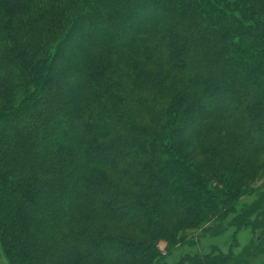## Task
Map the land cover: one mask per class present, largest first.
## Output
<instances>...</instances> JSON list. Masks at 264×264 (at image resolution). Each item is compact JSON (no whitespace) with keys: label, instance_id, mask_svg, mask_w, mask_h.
Segmentation results:
<instances>
[{"label":"trees","instance_id":"trees-1","mask_svg":"<svg viewBox=\"0 0 264 264\" xmlns=\"http://www.w3.org/2000/svg\"><path fill=\"white\" fill-rule=\"evenodd\" d=\"M76 30L83 45L69 44ZM258 128L264 0H0L10 264H166L159 242L173 247L245 192Z\"/></svg>","mask_w":264,"mask_h":264},{"label":"rangeland","instance_id":"rangeland-1","mask_svg":"<svg viewBox=\"0 0 264 264\" xmlns=\"http://www.w3.org/2000/svg\"><path fill=\"white\" fill-rule=\"evenodd\" d=\"M143 12L140 18L145 16ZM78 32L79 30H76L74 35L70 36L69 44L83 45L85 43L83 38L77 36ZM51 80L52 82L48 83L50 87L56 83L57 77L53 75ZM226 98L223 95L221 101L226 105L231 104V101ZM237 107L238 105H231L229 109L237 112ZM243 116L248 122V115L244 113ZM256 131L258 136L264 137V131L261 128ZM258 136H253L255 144H257ZM252 157L256 165L250 178L244 180L245 184H242V188L244 187L245 192L236 197L232 211L224 217L211 219L195 229L180 231L177 235L182 238V241L173 247L168 248L164 241L159 242V250L163 253L160 262L178 264L179 260L185 257L222 253L229 258L227 264H264V150ZM192 160L196 164L202 162L200 157H193ZM228 186L229 190L224 198L231 200L235 191L232 185ZM218 187L223 192L224 187L221 185ZM221 198H223L222 195ZM168 226L173 228L174 222L169 221ZM0 264H10L1 245ZM184 264L189 263L185 260Z\"/></svg>","mask_w":264,"mask_h":264}]
</instances>
